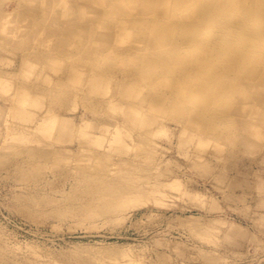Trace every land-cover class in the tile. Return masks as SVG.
<instances>
[{"label": "rangeland", "instance_id": "374dc122", "mask_svg": "<svg viewBox=\"0 0 264 264\" xmlns=\"http://www.w3.org/2000/svg\"><path fill=\"white\" fill-rule=\"evenodd\" d=\"M130 2L0 0V264H264V0Z\"/></svg>", "mask_w": 264, "mask_h": 264}, {"label": "bare ground", "instance_id": "6f19581e", "mask_svg": "<svg viewBox=\"0 0 264 264\" xmlns=\"http://www.w3.org/2000/svg\"><path fill=\"white\" fill-rule=\"evenodd\" d=\"M70 1V0H69ZM104 1H107V4H106V6H108V7H112L111 8V10H109L110 11V13H112L113 14V20L115 19L116 21H117V23L119 24V27L121 26V28H122V26H124V31H118L119 33L121 32V34H120V38L118 39V40H120V41H122V42H119V44H123V43H125L126 42V40H127V38L130 36L131 37V34H130V31H129V29L131 28V26L130 25H133L134 24V22H132V21H130L131 20V17H129L130 15L132 16V13H133V7H132V5H131V3L132 2H130V0H104ZM158 2H161V3H164L163 4V6L165 5H167V6H169V8H167V10H168V14H166L165 16H164V19L162 18V21H169V22H171V20H174V19H176L177 20V18L179 19V18H181V15H180V13L181 12H183V10L182 9H178V6L180 5V4H182V3H186L187 1H189L190 2V0H157ZM54 2V1H53ZM141 2H142V6H144V8H146V4H147V0H141ZM56 3V2H55ZM57 3H59V2H57ZM71 3V2H70ZM73 4V3H72ZM149 4V3H148ZM172 4H174L175 6H176V8H174V6L172 5ZM71 5V4H70ZM170 5H172V7H170ZM56 6H58V5H56ZM64 6H67V5H64ZM65 8V7H64ZM63 8V9H64ZM81 8V7H80ZM106 8V7H105ZM69 10V11H68ZM68 10L66 9L65 10V13H63V14H66L67 12L66 11H68L69 12V14H70V10L71 9H69L68 8ZM106 10H107V8H106ZM110 13H108V15L110 14ZM129 16H128V15ZM107 15V16H108ZM128 16L129 18H130V20H128L125 16ZM142 17L144 16L143 14L141 15ZM155 18L152 20V22H157V21H159V18L157 17V16H155V15H153ZM108 17H110V15L108 16ZM124 17L126 18V20L124 19ZM195 18H198L197 16H194V17H192V19H195ZM94 20V19H93ZM112 20V19H111ZM128 20V21H127ZM199 21V20H198ZM128 22V23H127ZM159 22H161V21H159ZM94 23V22H93ZM92 23V24H93ZM114 23V22H113ZM136 24H137V22H136ZM115 25V24H114ZM113 26V25H112ZM116 26V25H115ZM126 27V28H125ZM113 28V27H112ZM111 28V29H112ZM123 29V28H122ZM114 30H117V27L114 29ZM119 30V29H118ZM121 30V29H120ZM116 32V31H115ZM116 34V33H115ZM118 34V33H117ZM119 35V34H118ZM117 35V36H118ZM7 35H5V36H3L2 35V37L4 38V37H6ZM18 36V35H17ZM116 36V35H115ZM12 37V36H11ZM19 37V36H18ZM13 38H15V37H12L11 39H13ZM34 38H37V37H34ZM8 39H9V36H8ZM38 39V38H37ZM116 39V38H115ZM14 40V39H13ZM39 40V39H38ZM37 40V41H38ZM15 41V40H14ZM36 41V40H35ZM115 41V40H114ZM1 42H4V41H1ZM116 43V45H114ZM115 43H113L112 45H114L115 47L116 46H118V44H117V42H115ZM11 46V45H10ZM131 47V46H130ZM129 47V49H131ZM110 48H111V46H110ZM109 48V49H110ZM112 48H113V46H112ZM117 48V47H116ZM113 50V49H112ZM111 49H110V51H109V53H111V52H114V51H112ZM61 51H63V50H61ZM129 51V50H128ZM127 51V52H128ZM114 53H116V52H114ZM122 54L124 55L125 53H123L122 52ZM116 56H117V54H115ZM118 55H119V53H118ZM121 55V54H120ZM1 72V71H0ZM4 71H2V73H3ZM5 73V72H4ZM1 74L2 76L4 75L5 76V74ZM9 73V72H8ZM10 74H12V73H10ZM7 76L9 75V74H6ZM5 77V80H6V78H9V77ZM1 78V77H0ZM98 78H101L100 76H98ZM4 78H2V80H3ZM92 79V78H91ZM1 80V82H5V80H3L2 81ZM9 80V79H8ZM96 81H98L99 79H97V77H96V79H95ZM91 81V84H89L88 86H91L90 87V89L92 90L93 89V87H94V85H96V82L94 81V79L93 80H90ZM100 81H102V79H100ZM100 81H98L97 82V84H99V86L101 87V83L102 82H100ZM0 82V83H1ZM94 82V83H93ZM103 82H105V81H103ZM7 82H5V84H6ZM87 83V82H86ZM90 83V82H89ZM2 86L4 85V83H2L1 84ZM1 85H0V88H1ZM7 85V84H6ZM5 85V86H6ZM104 85V84H103ZM102 85V86H103ZM96 87V86H95ZM109 87V86H108ZM107 87V88H108ZM98 89H100V88H98ZM124 88H122V90H123ZM3 90H5V87H4V89ZM7 90H9V89H7ZM95 90V91H94ZM93 91H94V93L95 92H97L96 91V89H94ZM1 91V90H0ZM121 91V90H120ZM91 93H92V91H90ZM124 92L125 93H123V92H121V95H122V99L124 98L123 96L126 94V91L124 90ZM123 93V94H122ZM129 96V95H128ZM128 96H125L126 97V99L127 98H129ZM0 97H1V95H0ZM41 99H42V97H41ZM104 99V98H103ZM103 99L102 100H100V102H102L103 101ZM106 99V98H105ZM126 99H123V100H126ZM111 99H109V101H110ZM40 102L41 100H35V102ZM107 102H108V100H106ZM113 101V100H112ZM112 101L109 103V104H113L112 103ZM36 102V103H37ZM38 102V103H39ZM35 103V104H36ZM37 103V104H38ZM115 103V102H114ZM121 103V102H120ZM40 104V103H39ZM122 104H123V102H122ZM129 105H131V103H129ZM132 106V105H131ZM134 106V105H133ZM122 107V106H121ZM120 107V108H121ZM123 108V107H122ZM124 108H125V106H124ZM250 111V110H249ZM252 112V111H251ZM246 113H247V111H246ZM47 114H49V116L51 115L50 113H48L47 112ZM47 114H45L46 116H48ZM53 114V113H52ZM253 114H254V112H253ZM257 115V114H256ZM52 116V115H51ZM253 116V115H252ZM251 116V117H252ZM255 116V115H254ZM53 118L55 117L56 118V116H52ZM43 118H44V115H43ZM48 118V117H47ZM249 118H250V114H249ZM255 118V117H254ZM46 119V118H45ZM7 121V120H6ZM51 121V120H50ZM9 122V121H8ZM10 123V122H9ZM8 123V124H9ZM42 123V122H41ZM247 123H248V121H247ZM48 124V122H45V125L46 126H48L47 125ZM249 124V123H248ZM43 124H41L40 126H42ZM45 125H43L42 127H45ZM5 126V125H4ZM8 126H11V124L10 125H7V127ZM41 127V128H42ZM9 128V127H8ZM40 127H39V129L40 130H42ZM11 129V128H10ZM9 129V130H10ZM258 129H260L261 130V128H258ZM259 130V131H260ZM43 131V130H42ZM185 131V130H184ZM257 131V130H256ZM255 131V132H256ZM261 132V131H260ZM259 132V133H260ZM258 133V134H259ZM82 134V135H81ZM78 135H79V137H80V135L82 136V137H84V133H82V131H80V133H78ZM260 136V138H261V135H258V137ZM202 138V137H201ZM57 139L59 140V137H58V135H57ZM56 139V140H57ZM203 140V139H202ZM27 141V140H26ZM204 142L203 141H200V144H203ZM249 146V145H248ZM251 147V146H250Z\"/></svg>", "mask_w": 264, "mask_h": 264}]
</instances>
